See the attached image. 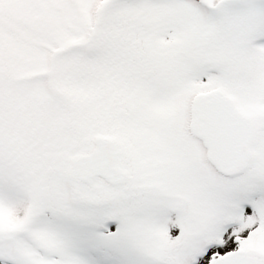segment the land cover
Segmentation results:
<instances>
[{
	"label": "snow or ice",
	"instance_id": "1",
	"mask_svg": "<svg viewBox=\"0 0 264 264\" xmlns=\"http://www.w3.org/2000/svg\"><path fill=\"white\" fill-rule=\"evenodd\" d=\"M0 264H264V0H0Z\"/></svg>",
	"mask_w": 264,
	"mask_h": 264
}]
</instances>
